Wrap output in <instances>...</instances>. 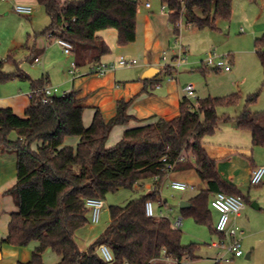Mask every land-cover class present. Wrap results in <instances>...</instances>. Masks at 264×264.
Returning a JSON list of instances; mask_svg holds the SVG:
<instances>
[{
  "label": "trees",
  "instance_id": "trees-1",
  "mask_svg": "<svg viewBox=\"0 0 264 264\" xmlns=\"http://www.w3.org/2000/svg\"><path fill=\"white\" fill-rule=\"evenodd\" d=\"M37 2L46 9L51 20L43 35L51 34L53 38L70 42L79 66L87 59L99 63L102 56L111 52L104 39L98 37L100 31L116 29L118 46L136 41L140 6L137 0ZM161 2L170 11L169 21L175 35L179 34L175 25L182 13H185L187 26L217 30V21L230 20L233 12V0ZM255 46L264 74V34L256 39ZM35 57L32 54L30 61ZM13 60L8 56L0 61V82L30 79L19 67L10 73L3 71L4 62ZM207 68L203 62L197 70L206 74ZM176 71L171 64L165 67L169 76ZM44 86L42 79L33 89ZM260 93L259 90L247 96L244 110L236 118L237 127L251 133L255 146H264V128L258 123L264 113L250 109ZM240 100L241 96L234 93L198 99L196 104L184 96L177 117L127 129L113 147L107 146L113 128L134 119L129 113L128 101L117 102V113L109 121L97 111L88 129L83 123L84 108L79 106L76 91L48 98L36 94L23 118L10 108L0 109V152L14 153L17 157L16 183L5 191L14 199L17 211L10 214L8 234L3 242L12 246L38 244L31 260L19 264H45L43 256L48 250L60 258L57 264H167L164 257L183 264L186 258L195 259L196 244L184 245L181 229L174 221L170 217H147L145 206L148 201H160L159 190L167 176V165L175 164L185 154L188 162H177L174 172L195 169L207 189L189 200L191 207L182 209V215L209 226L214 234L222 237L216 225L213 226L211 197L218 192L243 200L244 197L237 186L222 178L217 161L204 146V139L214 134L219 125L218 106L235 105ZM13 132L17 139H11ZM69 138L79 139L75 147L65 145ZM190 154L195 161H190ZM156 177L153 191L125 206H110L106 229L87 251L79 248L75 235L85 230L88 223L87 198L105 200L111 193L132 189ZM101 244L111 249L112 262H106L98 252Z\"/></svg>",
  "mask_w": 264,
  "mask_h": 264
},
{
  "label": "rangeland",
  "instance_id": "rangeland-1",
  "mask_svg": "<svg viewBox=\"0 0 264 264\" xmlns=\"http://www.w3.org/2000/svg\"><path fill=\"white\" fill-rule=\"evenodd\" d=\"M150 1L154 6H160L161 8V0ZM139 2L141 4L143 0ZM262 3H264L263 0H233L231 19H219L216 23L217 30L188 27L186 17L184 16L181 19L182 28L180 34L176 35L172 44L176 48L175 55L179 54L181 45L186 49L181 59L182 64L176 67L177 71L174 77L177 79L180 78L186 86L194 83L201 90V93L197 95L198 99L226 97L234 93L241 96L238 104L218 106L217 115L220 119L219 125L214 134L205 137L204 144L208 147L209 151H214L215 148H219V154L216 157H218L221 163L220 171L226 177L234 178V184L238 186L244 197L247 211H242L243 224L236 225L244 234L241 238V247L244 256L235 258L231 262H225L224 260L226 258H231V254L224 249H218L213 246V243L218 241L219 238L213 236L214 233L210 227L197 223L192 217L182 215L180 203L194 197L199 191L206 189L205 184L202 182L195 184L196 190L194 191L178 192L169 187L170 179L165 178L160 187V198L165 205L160 206L159 202H154V207L156 212H159L161 209L171 210L169 217L174 222L180 218L183 219L180 226L183 244H196L194 248L196 258L187 260L186 264H216L217 262L219 264H264V179L260 185H251V174H249L252 166H264V146H255L252 135L248 130L240 129L234 131L235 123L233 121V118L235 119L244 110L246 98L252 91L248 84L233 86L235 81L233 75L235 70L234 66L233 71L230 73H227L225 70L216 71L211 69L212 67L207 68L208 73L206 74L197 70L203 65V62L209 55L215 54L217 57L225 56L229 55L230 51L243 47V44L241 45L240 42L250 36L252 28L241 22L247 20V24L251 23L254 17H256L257 7L262 6ZM6 8H8L7 1H0V61L6 60L8 56H12L14 60L4 62L3 71L13 72L19 67L29 76L38 71L42 76L44 74V68L40 65L43 63V56L40 57V64H32L30 62V48L34 47L35 41L37 46L46 48V40L42 34L43 31L34 32L31 29V21L28 17L22 16L12 11V9L6 10ZM33 9L34 15H37L38 18L37 24L44 22L48 18V25L44 26L45 28L48 27L51 20L46 9L39 5H35ZM231 29L232 31H230ZM230 33H233L235 37L228 39L227 36ZM251 42L255 45L254 40ZM50 43L53 45L55 40H51ZM64 56L66 55L64 54ZM226 63L229 64V59H226ZM247 71H249L248 66L241 69L240 74H245ZM51 85L59 88L58 96L62 95L63 90L55 81H52ZM261 94L259 97V106L264 105V91H261ZM192 102L196 103L197 100H193ZM227 117H230L231 120L226 121L225 118ZM262 125L264 126V119ZM10 137L11 139H17L16 132H13ZM72 139L76 138H69L66 142ZM116 143L111 141V144H113L112 147ZM211 153L213 154V152ZM189 156L190 161L193 162L192 155L190 154ZM185 162H188V159ZM193 178L195 181L197 180V177ZM154 185L155 180L150 179L143 184L136 185L132 189L123 188L115 193L109 194L105 199V210L103 211L101 222L96 232L89 233L85 229L76 233L75 240L79 248L83 250L89 248L106 229L110 219V206H125L131 200L148 194V188H152ZM7 201L9 204L6 206V213L12 207L16 211L17 207L15 202L12 199H7ZM251 214L252 216H249ZM2 231L4 232V230ZM35 244L34 242L28 246H12L0 242V251L2 245H5L9 246V248L18 247L27 250L30 249L32 254ZM8 251L9 253L4 258H0V264L27 263L24 260V253H22L21 259L19 260L17 259L18 255L14 256L10 253L11 249ZM247 254L251 255L249 259L247 258ZM216 259L217 261L215 262ZM57 260H59V257L50 250L43 256L45 264H56Z\"/></svg>",
  "mask_w": 264,
  "mask_h": 264
},
{
  "label": "crops",
  "instance_id": "crops-1",
  "mask_svg": "<svg viewBox=\"0 0 264 264\" xmlns=\"http://www.w3.org/2000/svg\"><path fill=\"white\" fill-rule=\"evenodd\" d=\"M16 4L28 5L31 6L32 9L35 5H39L37 0H8V8H6V10L12 9V11H14L13 7ZM28 18L31 21V29L34 30V32H44L47 28L44 26L48 25V18L44 22L37 24L38 18L37 15H34V9L33 14ZM246 21H242L241 23L252 28L250 36L241 40L240 44H243V47L236 48L229 52V64L231 66V70L225 71L227 73L232 72L234 66L235 70L233 75L235 81L233 86L248 84L250 90L255 93L259 90L264 91V74L261 62L257 55L256 46L251 41H256V39L260 38L264 34V3H262V6L257 7L256 17H254V20H252L249 24H247ZM230 31H232V29ZM97 35L98 37L104 39L111 49L109 54L101 57V62L110 63L117 61L120 56H127L138 59V67L135 66L136 68L133 67L134 69L116 68L115 70L107 72L103 76H99L90 73V68L93 65V62H90V60L87 59L85 64L81 66L78 65V76L73 78L69 73V70L71 62L75 60V56H64L62 47L56 42L53 45L51 43L49 44L50 41H48L44 35L43 38L46 40V48L37 46L36 41L34 47L30 48L31 55L34 54L39 57L43 56V63L40 66H43L44 74L41 76L38 71L31 76L28 75L30 79L20 80L14 78L10 81L0 82V109L10 108L17 116L23 118L25 116L26 109L31 104L29 94L33 90L34 84L42 79L48 86L51 87H53L51 82L55 81L63 90L62 94L72 91H76L78 93L79 106L84 108L83 123L87 129L91 126L97 111H100L104 119L109 121L114 118L117 113V102L120 100L128 101L130 102L129 113L134 117V119L125 125H117L113 128L107 142L108 147H112L114 144H111V141H120L127 129L136 128L147 123H151L157 119L169 120L177 117L180 112L181 100L185 96L184 89L186 85L180 78L177 79L174 75L169 76L165 72L166 65L172 63L176 53V48L172 45L176 35L174 33V27L169 21L168 14L162 13L160 6H154V4H152L151 8H146L145 0H143V3L140 4L138 10L137 38L134 43L124 47L118 46V31L116 29L103 30L98 32ZM232 37H235L233 33H230V35L227 36L228 39H231ZM164 57L166 60H164ZM30 62L32 63L33 61ZM246 66H248L249 71L245 74H240L241 69H244ZM153 68L157 69L158 73L153 78L146 79V73ZM5 72L10 73L12 71ZM194 86L196 95L200 94L201 90L198 89L195 84ZM55 88H57L59 92V88ZM252 92L251 94H253ZM259 101L260 99H258V101L250 107L254 113H264V105L259 106ZM237 117H235V119L233 118L235 123L234 131L240 130L236 123ZM263 119L264 114L259 118L258 123L264 128L262 125ZM78 140V138L72 139L66 142L65 145L75 147ZM205 148L209 155L217 161L218 172L222 178L226 182L235 185L233 177H226L223 175L222 171H220L221 163L219 162L218 157H216L218 156L217 154H219V148H215L214 151H209L207 146H205ZM211 152H213V154ZM192 161H195L194 156ZM255 167L256 166L251 167L249 174H251ZM193 177H197V180L195 181ZM165 178H169L170 180L176 179L192 184L195 186V190V184L202 182L195 169L178 172L173 171ZM16 180V154L0 152L1 243H4L3 241L7 238L10 214L15 212L12 207L13 209H8L9 211L6 213L7 211L5 209L9 204L7 199H12V201L14 200L11 196L6 195L5 191L10 189L16 183ZM202 183L206 185V183ZM148 189L150 192L151 188ZM190 199L186 200V202L189 203ZM209 208L211 211L213 226H215L218 221L219 214L211 207V205ZM244 211H247L246 208H244ZM249 216H252V214ZM180 220L181 222L183 221L182 218H180ZM231 223L235 225L243 224V213H241L238 217L232 216ZM2 230H4V232ZM213 236L215 238H219L217 234H214ZM37 245L38 244L36 243L34 248ZM9 249H11L10 253L12 255H18L17 259L20 260L22 253H24L25 262H29L31 260L32 254L30 249L27 250L18 247L9 248V246L5 245H2L1 247L0 258H4L7 253H9ZM87 249L81 250L87 251ZM187 260L190 259H184L183 264H186ZM59 261L60 258L57 260V263ZM216 261L217 259L215 262Z\"/></svg>",
  "mask_w": 264,
  "mask_h": 264
},
{
  "label": "built area",
  "instance_id": "built-area-1",
  "mask_svg": "<svg viewBox=\"0 0 264 264\" xmlns=\"http://www.w3.org/2000/svg\"><path fill=\"white\" fill-rule=\"evenodd\" d=\"M0 1H8V0H0ZM152 4L150 0H145V7L151 8ZM13 10L25 17H29L33 14V9L31 6L24 5V4H16L13 7ZM161 12L165 14H169L170 11L168 10L167 6L162 4L161 6ZM185 16V13H182V16L180 20L176 23L175 28L178 29L179 34L182 28L181 25V19ZM188 27H192L191 25H188ZM46 39L48 41L55 40L57 44H59L63 52L66 56H74L73 52V45L62 39V38H53L51 34L46 35ZM186 52V49L181 45L180 46V52L179 54L175 55L172 63H170L172 66L177 67L180 66L181 59L183 57V53ZM226 59H229V55L220 56L217 57L215 54L209 55V57L204 61V64L207 67H212L219 70H226L230 71L231 66L226 63ZM164 60L166 58L164 57ZM41 59L39 56L35 57L32 64H40ZM167 64L166 66L170 65ZM139 65V60L133 57H127V56H120L117 61L106 63V62H99L91 66L90 73L96 74L99 76L105 75L107 72L111 70H115L116 68H133L135 66ZM69 73L72 75V77L78 76L79 73V67L76 63V61H72L70 65ZM185 96L193 101L197 100L198 97L195 93V86L194 84H188L185 89ZM58 89L51 86H44L42 88L33 89L30 94L29 98L32 100L33 97L36 94H43L45 97H52L54 95H57ZM45 102V101H44ZM197 104V102H196ZM190 158V156H189ZM193 158V155H192ZM188 159L187 155L181 156L177 162H185ZM166 161V160H164ZM169 164L167 165L165 171L167 172V175L172 173L176 167V164ZM264 178V166L255 167L251 172V185H260ZM154 180H158L156 177ZM169 187L174 191H194L195 186L172 179L169 181ZM154 190V187L151 188V191ZM159 198H160V190H159ZM160 206L165 205L162 199L160 198ZM85 204L87 208L89 209V215H88V223L86 225V231L89 233L96 232L98 225L101 222L103 211L105 210V200L99 199V198H87L85 200ZM211 207L216 210L219 214L218 221L216 223V231L222 235L221 238H219L218 241L213 243V246L218 249H224L227 252L231 254V258H226L225 262H231L233 258H241L244 256V252L241 247V238L243 236V232L239 230V228L231 223V217L235 216L238 217L242 211L245 208V202L244 200L235 195H228L223 192L216 193L213 198L211 199ZM145 211L147 217L153 218V217H169V213L171 210L168 209H161L159 212L155 211L154 202L148 201L145 206ZM175 226L180 228L182 222L180 219L174 222ZM98 252L102 255L104 260L106 262H112L114 260L113 253L111 249L106 244H101L98 247ZM164 261L167 264H179V262L171 257H164Z\"/></svg>",
  "mask_w": 264,
  "mask_h": 264
},
{
  "label": "water",
  "instance_id": "water-1",
  "mask_svg": "<svg viewBox=\"0 0 264 264\" xmlns=\"http://www.w3.org/2000/svg\"><path fill=\"white\" fill-rule=\"evenodd\" d=\"M157 73H158V70H157V69H155V68L150 69V70L146 73L145 78H146V79H151V78H153ZM190 206H191V204L188 203V202H186V201H182V202L180 203V209H181V210H182V209H187V208H189ZM247 258H248V259L250 258V254H247Z\"/></svg>",
  "mask_w": 264,
  "mask_h": 264
}]
</instances>
